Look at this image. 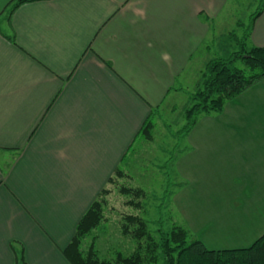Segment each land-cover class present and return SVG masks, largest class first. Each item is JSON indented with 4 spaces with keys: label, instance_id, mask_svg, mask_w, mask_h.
I'll use <instances>...</instances> for the list:
<instances>
[{
    "label": "crops",
    "instance_id": "0c3cea01",
    "mask_svg": "<svg viewBox=\"0 0 264 264\" xmlns=\"http://www.w3.org/2000/svg\"><path fill=\"white\" fill-rule=\"evenodd\" d=\"M11 1L0 0V264L20 249L27 264H72L63 249L78 222L132 145H152L147 119L182 92L212 26L232 32L242 16L223 13L229 0H35L13 13ZM248 42L264 47V8ZM187 144L176 172L188 200L172 195L187 226L211 249L251 246L264 234V78L202 114Z\"/></svg>",
    "mask_w": 264,
    "mask_h": 264
},
{
    "label": "trees",
    "instance_id": "16d2710c",
    "mask_svg": "<svg viewBox=\"0 0 264 264\" xmlns=\"http://www.w3.org/2000/svg\"><path fill=\"white\" fill-rule=\"evenodd\" d=\"M35 0H12L10 12L21 4ZM264 8V0L259 9L251 15L249 24L239 38V48L228 56L211 59L201 72V79L190 95V104L185 109L186 124L180 130L189 134L202 114H218L230 100L264 78V47L250 46L249 37L255 19ZM239 25L243 23L239 22ZM231 36V34H230ZM15 41V36L12 37ZM240 63V64H238ZM155 127L154 118H148L139 135L151 140ZM127 175L120 168L110 177L111 184L117 183L119 176ZM120 178V177H119ZM111 189L105 187L88 211L77 224L76 233L63 253L72 264H264V234L249 247L232 249H211L186 225L175 224L171 229L159 227L158 237L149 229L148 222L137 214L124 216V234H132L137 248L129 255L119 252L115 260L99 257L96 240L88 248L83 241L105 219V205ZM120 191L140 197L142 190L122 185ZM141 208V201H127ZM15 248V246H13ZM18 264H27L22 249L17 252Z\"/></svg>",
    "mask_w": 264,
    "mask_h": 264
},
{
    "label": "rangeland",
    "instance_id": "374dc122",
    "mask_svg": "<svg viewBox=\"0 0 264 264\" xmlns=\"http://www.w3.org/2000/svg\"><path fill=\"white\" fill-rule=\"evenodd\" d=\"M262 1L229 0L223 13L229 9V12L242 16L243 25L232 31L234 35L240 37L241 33L243 34L251 15L258 10ZM212 28L215 38L212 41L209 40V50L201 49L189 65L187 74L190 79L188 82L181 80L184 89L179 92L174 101L170 96L164 108L156 113L152 145H141L138 142L132 145L120 165V169L127 171L125 173L128 177L119 176L117 183L111 184L108 181L106 185L111 191L105 205V219L83 241V247L86 249L92 240H96V248L101 259L113 261L119 252L129 255L137 248V241L132 234L123 233L122 224L127 214L143 217L156 237H158L157 230L160 226L171 229L175 224L187 225L186 218L174 203L177 197L188 200L185 196L189 185L184 182L181 174L176 172L181 162L180 158L184 157L188 150V134L180 132L186 124L185 109L190 104V95L196 89L198 78L201 79L202 60L222 55L228 56L234 49L239 48V38L235 39L236 36L232 35V32H227L223 27L219 30L215 25ZM122 185L139 188L142 190V195L137 197L132 196L131 193L121 192ZM173 194L176 198H173ZM128 200L135 202L140 200L142 207L137 208L133 203L127 204Z\"/></svg>",
    "mask_w": 264,
    "mask_h": 264
}]
</instances>
